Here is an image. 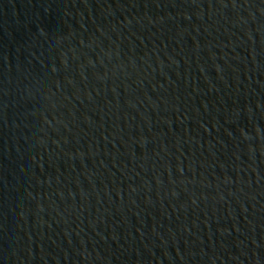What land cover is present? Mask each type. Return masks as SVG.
Returning a JSON list of instances; mask_svg holds the SVG:
<instances>
[{
    "label": "water",
    "instance_id": "water-1",
    "mask_svg": "<svg viewBox=\"0 0 264 264\" xmlns=\"http://www.w3.org/2000/svg\"><path fill=\"white\" fill-rule=\"evenodd\" d=\"M0 264H264V0H0Z\"/></svg>",
    "mask_w": 264,
    "mask_h": 264
}]
</instances>
